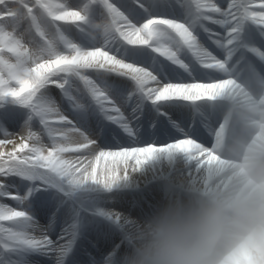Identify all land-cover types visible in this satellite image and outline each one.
<instances>
[{
  "label": "snow or ice",
  "instance_id": "6c2138e0",
  "mask_svg": "<svg viewBox=\"0 0 264 264\" xmlns=\"http://www.w3.org/2000/svg\"><path fill=\"white\" fill-rule=\"evenodd\" d=\"M238 72L264 81V0H0V198L24 205L0 204V264L50 247L29 231L38 175L110 188L182 154L201 176Z\"/></svg>",
  "mask_w": 264,
  "mask_h": 264
},
{
  "label": "clouds",
  "instance_id": "9594fccd",
  "mask_svg": "<svg viewBox=\"0 0 264 264\" xmlns=\"http://www.w3.org/2000/svg\"><path fill=\"white\" fill-rule=\"evenodd\" d=\"M231 78L201 182L176 180L122 264H264V81Z\"/></svg>",
  "mask_w": 264,
  "mask_h": 264
},
{
  "label": "bare ground",
  "instance_id": "6f19581e",
  "mask_svg": "<svg viewBox=\"0 0 264 264\" xmlns=\"http://www.w3.org/2000/svg\"><path fill=\"white\" fill-rule=\"evenodd\" d=\"M62 26L74 30V25ZM210 27L217 31L220 30L217 26L210 25ZM204 37L203 34L202 42L207 44L214 54H218L220 50L216 49ZM197 82L202 81L197 80ZM52 94L59 99V90L53 88ZM36 125L38 130L35 129V131H40L39 123L35 122L33 127ZM15 130L19 131V128L16 127ZM44 141L48 143L46 137H44ZM99 143L101 142L98 141ZM95 149L94 146L86 152H93ZM77 155L81 154L65 153L64 158L75 159ZM130 163L134 162L130 161ZM93 165L96 166L94 157ZM100 171L101 168L97 166L98 174ZM119 171L122 173V168ZM178 178L186 179L192 184H199L202 179L196 174L187 157L182 154L157 155L138 170L133 172L130 170L126 178L121 179L110 188L92 183L72 185L66 180L36 176L27 189H24L26 193H31L28 197L30 215L46 223L43 226L38 224L40 228L51 229L50 225H54L57 236L50 239L47 234H43L42 236H46L50 240V247L47 250L30 252L28 255L30 262L32 264H60L76 235V233L72 234L76 228V222L68 223V220L66 221V217L69 215L72 216L69 218L70 220H87L89 224L86 225V229H93V226L96 225L95 231L91 230L92 233L86 235L101 250L113 242H122L125 238L134 241L139 226L160 207L161 201L163 203L167 201ZM13 190L15 192L18 189L14 188ZM140 195L145 196V202L141 200ZM7 199L0 198V204H6L18 210L24 207L19 204L15 205V201L11 202L9 201L11 199ZM133 201H138L139 205L131 206ZM102 202L108 209H93L96 204ZM4 226L9 225L4 222ZM32 226L33 222L29 231ZM39 227L37 229H40ZM77 230V233H84L83 226L78 227Z\"/></svg>",
  "mask_w": 264,
  "mask_h": 264
}]
</instances>
